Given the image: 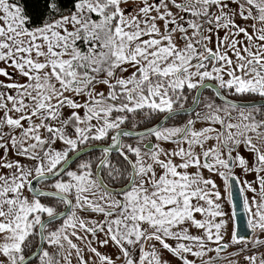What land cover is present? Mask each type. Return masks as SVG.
<instances>
[{
    "label": "snow or ice",
    "instance_id": "snow-or-ice-1",
    "mask_svg": "<svg viewBox=\"0 0 264 264\" xmlns=\"http://www.w3.org/2000/svg\"><path fill=\"white\" fill-rule=\"evenodd\" d=\"M0 264H264V0H0Z\"/></svg>",
    "mask_w": 264,
    "mask_h": 264
},
{
    "label": "flooded vegetation",
    "instance_id": "flooded-vegetation-1",
    "mask_svg": "<svg viewBox=\"0 0 264 264\" xmlns=\"http://www.w3.org/2000/svg\"><path fill=\"white\" fill-rule=\"evenodd\" d=\"M248 179H252V177H248Z\"/></svg>",
    "mask_w": 264,
    "mask_h": 264
},
{
    "label": "water",
    "instance_id": "water-1",
    "mask_svg": "<svg viewBox=\"0 0 264 264\" xmlns=\"http://www.w3.org/2000/svg\"><path fill=\"white\" fill-rule=\"evenodd\" d=\"M241 219H243V216H241Z\"/></svg>",
    "mask_w": 264,
    "mask_h": 264
},
{
    "label": "rangeland",
    "instance_id": "rangeland-1",
    "mask_svg": "<svg viewBox=\"0 0 264 264\" xmlns=\"http://www.w3.org/2000/svg\"><path fill=\"white\" fill-rule=\"evenodd\" d=\"M219 183V181H217Z\"/></svg>",
    "mask_w": 264,
    "mask_h": 264
}]
</instances>
